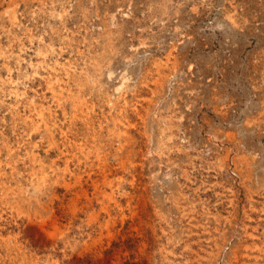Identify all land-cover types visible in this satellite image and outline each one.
Returning a JSON list of instances; mask_svg holds the SVG:
<instances>
[{
    "label": "rangeland",
    "instance_id": "obj_1",
    "mask_svg": "<svg viewBox=\"0 0 264 264\" xmlns=\"http://www.w3.org/2000/svg\"><path fill=\"white\" fill-rule=\"evenodd\" d=\"M0 264H264V0H0Z\"/></svg>",
    "mask_w": 264,
    "mask_h": 264
}]
</instances>
